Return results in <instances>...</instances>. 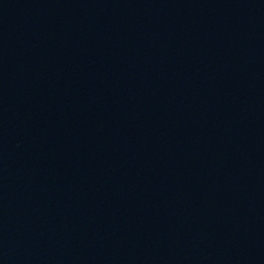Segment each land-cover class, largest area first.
<instances>
[{
    "label": "water",
    "instance_id": "obj_1",
    "mask_svg": "<svg viewBox=\"0 0 264 264\" xmlns=\"http://www.w3.org/2000/svg\"><path fill=\"white\" fill-rule=\"evenodd\" d=\"M0 264H264V149L186 0H0Z\"/></svg>",
    "mask_w": 264,
    "mask_h": 264
}]
</instances>
